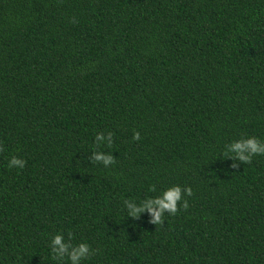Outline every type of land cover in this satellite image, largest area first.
Returning <instances> with one entry per match:
<instances>
[{
	"label": "trees",
	"instance_id": "trees-1",
	"mask_svg": "<svg viewBox=\"0 0 264 264\" xmlns=\"http://www.w3.org/2000/svg\"><path fill=\"white\" fill-rule=\"evenodd\" d=\"M249 136L264 0H0V264H70L49 246L69 232L80 264H264V155L224 156ZM173 185L187 209L128 216Z\"/></svg>",
	"mask_w": 264,
	"mask_h": 264
},
{
	"label": "clouds",
	"instance_id": "clouds-1",
	"mask_svg": "<svg viewBox=\"0 0 264 264\" xmlns=\"http://www.w3.org/2000/svg\"><path fill=\"white\" fill-rule=\"evenodd\" d=\"M133 139H140L139 132H134ZM96 148L99 149L102 142L106 141L110 147L113 143V133L109 131L105 136L103 133H97L95 136ZM0 151L3 148L0 147ZM258 154L264 155V142L260 141L255 136H249L235 140L225 146L224 156L230 158L232 163L231 168L236 169L240 163H251L252 157ZM91 162H99L105 167H108L115 163V157L112 154L105 153L103 151L92 152L89 158ZM23 159L13 156L9 161V167L23 168L25 166ZM191 196L192 189L190 187H184L183 189L179 185H173L160 192L159 195L154 198H146L140 202L127 199L124 201V206L127 209L128 216L139 219L140 214L147 210L150 214L149 223L154 225H162L164 223L165 213L169 215H175L179 211L180 202L183 201L182 207L188 208V202L184 199V196ZM72 233H68V239L66 240L64 235L55 234L50 241V249L53 255V259L64 260L65 257L70 261V264H80V261L86 259L94 254L95 250L91 249L87 243L81 242L79 244H73Z\"/></svg>",
	"mask_w": 264,
	"mask_h": 264
}]
</instances>
